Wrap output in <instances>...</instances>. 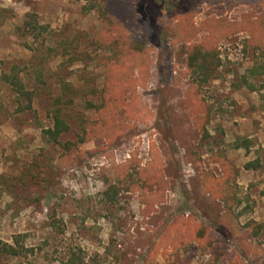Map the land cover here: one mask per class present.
Wrapping results in <instances>:
<instances>
[{"label": "rangeland", "instance_id": "374dc122", "mask_svg": "<svg viewBox=\"0 0 264 264\" xmlns=\"http://www.w3.org/2000/svg\"><path fill=\"white\" fill-rule=\"evenodd\" d=\"M119 1L106 24L84 1L0 0V239L30 249L0 264H264V0ZM112 24L117 78L94 42ZM214 45L204 83L189 58ZM132 87L109 125L104 102ZM57 107L61 143L83 120L99 134L48 143Z\"/></svg>", "mask_w": 264, "mask_h": 264}, {"label": "trees", "instance_id": "16d2710c", "mask_svg": "<svg viewBox=\"0 0 264 264\" xmlns=\"http://www.w3.org/2000/svg\"><path fill=\"white\" fill-rule=\"evenodd\" d=\"M15 2H20L22 0H13ZM78 1H84L85 5L83 6V10L88 13L92 11L98 12L102 20L107 24L113 23V14L114 10L122 11L121 5H119V0H78ZM123 1V0H122ZM210 1V0H209ZM213 1H220V0H213ZM124 7V4H123ZM116 21V20H115ZM114 21V23H115ZM254 21L249 18H245L244 21H241L240 26L241 29L238 32L250 30L253 26ZM113 24L110 25L109 29L106 30L103 34H101L98 39L95 38V43L99 44V46L103 49L110 50L112 52V55L109 56L108 60L106 61V66L108 72H113L115 70V65H117V77H119V73L121 70H124V66L122 63H124V52L121 49V35H116L115 32H113ZM140 45L136 44L135 47L132 46V49H137ZM138 47V48H136ZM216 46L210 47L208 50H203L200 46H195L192 48V54L189 58V70L192 72V74L202 76L203 82H208L210 79H215L214 72L218 67V63L216 60ZM142 50V48H140ZM142 52V51H141ZM118 60H117V58ZM123 59V60H121ZM121 60V61H120ZM123 61V62H122ZM122 62V63H121ZM134 65V63L132 64ZM253 73H256L260 76L264 77V64H260L257 68L252 71ZM137 81L136 76H133L131 79ZM4 82L9 84L14 91L19 95V97L26 98L28 100V105L26 108H31L33 104L34 99V93L32 91H28L25 87V84L21 81L19 75H18V69H14L13 72L10 74L4 75ZM131 90H134V87L125 89L124 92L120 95V99L116 98L117 96L114 95L111 98H108V101H105L103 104V109L105 108V111L108 110L109 104L114 105V110L112 114L107 118L109 121V125L113 123V121H116V113L120 106H128L130 103L127 101L126 95L129 94ZM261 91L264 92V83L262 84ZM133 95V101L134 100V91H132ZM264 99V96H263ZM52 119L54 121V126L49 127L47 129H43V137L46 139L48 143H55V144H63L62 147L64 150L68 153H74L76 149H78L80 144H83L87 139L96 137L99 133L97 131V123H93L90 121H82L81 124V136L77 140V142H66L61 143V137L63 134H65L69 130V125L67 124L64 113L61 109L58 107L53 110ZM106 119L103 117V120ZM215 197V196H214ZM223 198V197H222ZM253 225V226H252ZM251 226L254 228V230L251 228ZM250 228L256 232L259 228V225L256 222L250 223ZM21 238H23L22 235H16L14 238L13 243H5L0 239V258H10V257H18L23 255L26 252H30V249H27L25 245L22 244ZM62 264H86L85 263V257L83 255V252L81 250H78L77 252H72L71 255L67 258V260H63Z\"/></svg>", "mask_w": 264, "mask_h": 264}]
</instances>
